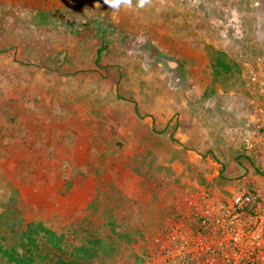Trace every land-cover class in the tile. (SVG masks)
I'll list each match as a JSON object with an SVG mask.
<instances>
[{"label": "rangeland", "instance_id": "1", "mask_svg": "<svg viewBox=\"0 0 264 264\" xmlns=\"http://www.w3.org/2000/svg\"><path fill=\"white\" fill-rule=\"evenodd\" d=\"M1 1L0 216L43 223L67 253L100 240L91 264H264V155L240 143L228 166L219 134L187 151L147 108L176 91L180 72L162 59L186 65L183 94L193 71L207 104L240 98L244 63L264 60V0ZM206 210L242 214L231 231L247 247L203 237L195 216ZM197 239L215 253L197 258Z\"/></svg>", "mask_w": 264, "mask_h": 264}, {"label": "crops", "instance_id": "2", "mask_svg": "<svg viewBox=\"0 0 264 264\" xmlns=\"http://www.w3.org/2000/svg\"><path fill=\"white\" fill-rule=\"evenodd\" d=\"M1 2L6 4L7 7L20 4L18 3L19 0H2ZM179 66H181V69H179L180 71L178 70L180 73L175 75L176 78H178V81L174 84V86H176L174 90L176 91L163 90L161 97L159 99L156 97L154 104L147 107L150 110V115L155 125L159 126L162 131L169 128L170 132H174V139L186 148L187 151L196 148L201 152L206 137L211 135L214 136L218 143H222V141L217 138V135H223L224 143L216 146V148L225 151V154L222 156L226 159L225 163L228 166L236 165L232 159L240 158V155L237 153L238 150L241 152L243 150L239 148L240 143L244 149L246 148L245 145L248 143L247 133L251 129V123L253 122V115L255 112L253 100L249 97L245 80H243L244 85L242 83V92L239 94L241 96L240 98L232 95L233 92L231 93L230 90H225L223 101L220 100V96L217 95L218 100H216V103L207 104L208 102L202 100L205 87L201 85L200 73L191 72L189 78H193L194 81H190L193 83L190 93L187 91L183 94L178 91V86L188 77L186 65L180 64ZM240 76H242V74ZM219 92L218 94H222V91ZM203 105H205L204 107L206 108L209 106L212 109V111H210L211 120H213L212 124L207 123L206 125L205 121L202 120L201 111L205 109L202 107ZM221 122L224 124L223 132L220 131ZM201 124L203 125L201 126ZM203 134L205 135L203 136ZM225 137L227 138L225 139ZM253 153V150L250 151L247 148L244 151V154L253 157L257 160L256 162H259V156H254ZM194 157L199 159L196 164H198L197 166L201 169L202 158H205L204 154L194 151L192 152L191 158ZM255 166L256 165L253 167ZM205 177L208 182L211 180V177L206 174Z\"/></svg>", "mask_w": 264, "mask_h": 264}, {"label": "trees", "instance_id": "3", "mask_svg": "<svg viewBox=\"0 0 264 264\" xmlns=\"http://www.w3.org/2000/svg\"><path fill=\"white\" fill-rule=\"evenodd\" d=\"M13 117L7 111L6 121ZM99 242L90 241V246L86 245L88 242L72 245L67 253L70 245L63 236L43 223L29 222L21 226L11 212H2L0 216V264H91Z\"/></svg>", "mask_w": 264, "mask_h": 264}, {"label": "built area", "instance_id": "4", "mask_svg": "<svg viewBox=\"0 0 264 264\" xmlns=\"http://www.w3.org/2000/svg\"><path fill=\"white\" fill-rule=\"evenodd\" d=\"M241 74L243 80H245L249 97L253 100L255 111L253 115V122L251 123V129L247 133L248 143L246 144V148L250 151L253 150L254 156H259V151L264 155V60H261L260 57H256L250 62V64L246 61L244 63L243 73ZM248 202L249 196H246L237 201L236 204L240 209H243L242 206L248 204ZM204 212L205 214L200 215L197 213L198 215L195 216L196 218H202H198V222L200 224L199 226L202 228L203 237H206L205 235H207L209 236L208 238H210L217 234L219 235V233L222 234L223 237L231 236L232 234L235 235V237L232 235L231 241L221 243H225V245H227H224V248L228 251V253H230L236 246L239 238H241L239 242L244 243L245 248L247 247L245 245V233L240 232L239 230L237 233H232L231 231L232 224L234 228L241 229V221H244L245 218L242 214H236L232 217L229 214H221L216 217V215L210 214L208 210ZM205 242L206 241L204 240L197 239L195 249L193 250V252H195L194 254L199 256L197 258H209V255L215 253L213 250L215 248L206 245ZM241 252L243 251L241 250ZM243 261L246 260L244 258L239 259L238 264H245ZM227 264H229V261H227Z\"/></svg>", "mask_w": 264, "mask_h": 264}, {"label": "flooded vegetation", "instance_id": "5", "mask_svg": "<svg viewBox=\"0 0 264 264\" xmlns=\"http://www.w3.org/2000/svg\"><path fill=\"white\" fill-rule=\"evenodd\" d=\"M153 54H155V53H152V55L149 57L150 59H151L152 57H154ZM155 55H156V54H155ZM167 66H168V69H170V70H175V69L179 70V69H181V66H179V65H177L176 63L171 62V61H167ZM179 71H180V70H179Z\"/></svg>", "mask_w": 264, "mask_h": 264}, {"label": "water", "instance_id": "6", "mask_svg": "<svg viewBox=\"0 0 264 264\" xmlns=\"http://www.w3.org/2000/svg\"><path fill=\"white\" fill-rule=\"evenodd\" d=\"M160 62L167 64L166 61L164 59L160 60Z\"/></svg>", "mask_w": 264, "mask_h": 264}]
</instances>
